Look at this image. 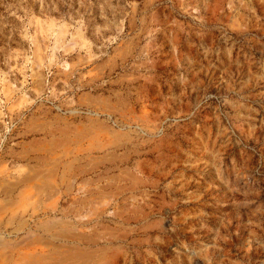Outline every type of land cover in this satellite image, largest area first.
<instances>
[{
    "label": "rangeland",
    "instance_id": "rangeland-1",
    "mask_svg": "<svg viewBox=\"0 0 264 264\" xmlns=\"http://www.w3.org/2000/svg\"><path fill=\"white\" fill-rule=\"evenodd\" d=\"M0 264H264V0H0Z\"/></svg>",
    "mask_w": 264,
    "mask_h": 264
}]
</instances>
